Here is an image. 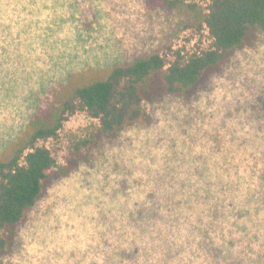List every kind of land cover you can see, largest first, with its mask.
Segmentation results:
<instances>
[{
    "label": "rangeland",
    "instance_id": "obj_1",
    "mask_svg": "<svg viewBox=\"0 0 264 264\" xmlns=\"http://www.w3.org/2000/svg\"><path fill=\"white\" fill-rule=\"evenodd\" d=\"M191 22L156 0H0V156L80 75L207 49ZM98 125L78 112L40 142L56 167L0 264H103L136 247L142 264H264L263 31L187 92L154 89L120 134L98 138Z\"/></svg>",
    "mask_w": 264,
    "mask_h": 264
},
{
    "label": "trees",
    "instance_id": "obj_2",
    "mask_svg": "<svg viewBox=\"0 0 264 264\" xmlns=\"http://www.w3.org/2000/svg\"><path fill=\"white\" fill-rule=\"evenodd\" d=\"M156 2L169 10L187 7L193 13V22L188 27L198 32L205 27L211 39L210 46L194 52H184V48L172 51L168 47L173 53L171 59L167 54L154 53L131 63L90 70L66 86L44 115L34 116L22 136L0 156V251L14 244L17 228L41 198L56 167L54 155L40 142L58 138L70 116L85 112L97 120L98 138L118 135L143 117L144 103L154 89L160 87L171 95L187 92L207 71L242 48L254 32H264V0H208L207 9L203 11L180 0ZM96 140L93 138L94 142ZM61 171L64 176L70 173V169ZM153 214L149 212L148 215L152 217ZM176 215L173 213L170 225L177 229L179 236L181 230L186 231L183 239L187 240V223H180ZM220 215V210L214 212L215 219ZM150 225L153 224L147 227ZM121 251H125L123 255L129 252ZM160 252L170 257L173 245L165 244ZM141 253L148 255V251L136 247L127 257L108 256L103 264H126L130 259L132 264H142L138 258Z\"/></svg>",
    "mask_w": 264,
    "mask_h": 264
}]
</instances>
